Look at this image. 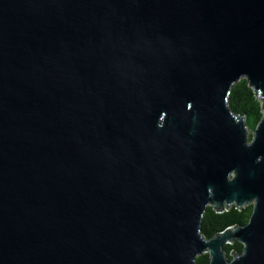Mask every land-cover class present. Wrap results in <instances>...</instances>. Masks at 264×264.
Here are the masks:
<instances>
[{"label": "water", "instance_id": "water-1", "mask_svg": "<svg viewBox=\"0 0 264 264\" xmlns=\"http://www.w3.org/2000/svg\"><path fill=\"white\" fill-rule=\"evenodd\" d=\"M242 77L250 140L228 106ZM248 204L201 233L207 205ZM204 252L264 264V0H0V264Z\"/></svg>", "mask_w": 264, "mask_h": 264}, {"label": "trees", "instance_id": "trees-1", "mask_svg": "<svg viewBox=\"0 0 264 264\" xmlns=\"http://www.w3.org/2000/svg\"><path fill=\"white\" fill-rule=\"evenodd\" d=\"M228 106L233 113L245 117V123L251 131L255 129L263 114L261 100L244 77L238 79L231 88L228 96ZM248 139H251V135ZM251 211L252 204H248L243 208L231 206L220 212L207 205L201 219V233L208 239L229 226L244 225L248 221ZM223 249L227 259H231V252L241 253L243 244L234 241L224 244ZM208 263L209 254L207 252L196 257L195 264Z\"/></svg>", "mask_w": 264, "mask_h": 264}, {"label": "rangeland", "instance_id": "rangeland-1", "mask_svg": "<svg viewBox=\"0 0 264 264\" xmlns=\"http://www.w3.org/2000/svg\"><path fill=\"white\" fill-rule=\"evenodd\" d=\"M248 136L252 135V131L251 130H248Z\"/></svg>", "mask_w": 264, "mask_h": 264}]
</instances>
